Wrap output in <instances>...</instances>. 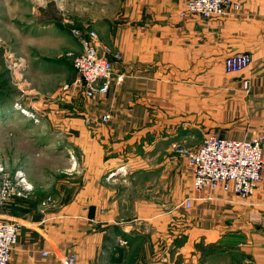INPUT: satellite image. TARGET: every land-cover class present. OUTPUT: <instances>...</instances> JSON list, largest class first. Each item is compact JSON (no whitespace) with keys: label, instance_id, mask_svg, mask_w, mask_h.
<instances>
[{"label":"crops","instance_id":"0c3cea01","mask_svg":"<svg viewBox=\"0 0 264 264\" xmlns=\"http://www.w3.org/2000/svg\"><path fill=\"white\" fill-rule=\"evenodd\" d=\"M237 1L204 18L181 16L184 0H97L73 18L125 78L63 119L76 128V188L19 224L11 264H264V167L246 199L195 191L174 149L264 132V0ZM64 26L37 28L80 51ZM243 52L251 65L226 71L225 57Z\"/></svg>","mask_w":264,"mask_h":264},{"label":"rangeland","instance_id":"374dc122","mask_svg":"<svg viewBox=\"0 0 264 264\" xmlns=\"http://www.w3.org/2000/svg\"><path fill=\"white\" fill-rule=\"evenodd\" d=\"M95 4L0 0V219L19 224L36 219L76 188L68 179L78 160L76 128L63 119L80 114L78 107L88 98L82 86L63 89L76 76L66 56L70 49L37 27L61 23L73 36V18L95 10L90 8ZM19 173L23 182L16 185ZM5 181L13 187L3 194Z\"/></svg>","mask_w":264,"mask_h":264},{"label":"built area","instance_id":"2783aa9c","mask_svg":"<svg viewBox=\"0 0 264 264\" xmlns=\"http://www.w3.org/2000/svg\"><path fill=\"white\" fill-rule=\"evenodd\" d=\"M237 0H184L181 16L197 14L204 18L221 16L232 10H238ZM73 37L80 43V51L69 50L66 56L77 73V78L71 84H65L63 89L75 87L84 89L85 96L92 99L96 94H105L112 82L120 83L125 78L123 72H115L113 62L108 58L107 47L101 49L97 33L94 30L82 31L71 27ZM252 63L249 53H236L225 57L223 64L226 71H241ZM242 87L249 91V80L244 79ZM19 108V107H18ZM26 112H29L26 109ZM110 118V113H104L103 121ZM90 122V121H88ZM264 132L256 133L249 138H225L215 135L207 136L196 150H190L181 144H175L174 149L187 159L192 170V187L195 191L203 188L233 193L242 199L250 197L262 179ZM17 174L16 185L23 179ZM113 175V173H110ZM25 183V181H24ZM11 181H5L1 192L9 193L13 187ZM25 188V187H23ZM2 194V195H3ZM18 194H21L18 192ZM6 196V195H3ZM51 198L42 201L45 204ZM191 200L185 201V207H190ZM264 224V221L262 222ZM19 223L11 219H0V264H11V254L17 242ZM125 244L124 240L119 241ZM45 253V252H44ZM74 256L69 258L72 263Z\"/></svg>","mask_w":264,"mask_h":264},{"label":"bare ground","instance_id":"6f19581e","mask_svg":"<svg viewBox=\"0 0 264 264\" xmlns=\"http://www.w3.org/2000/svg\"><path fill=\"white\" fill-rule=\"evenodd\" d=\"M18 107V106H17ZM17 109H20V108H17Z\"/></svg>","mask_w":264,"mask_h":264}]
</instances>
